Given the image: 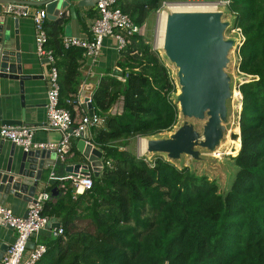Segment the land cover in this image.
<instances>
[{"label":"trees","instance_id":"obj_1","mask_svg":"<svg viewBox=\"0 0 264 264\" xmlns=\"http://www.w3.org/2000/svg\"><path fill=\"white\" fill-rule=\"evenodd\" d=\"M167 1L120 0L118 7L141 28ZM228 9L244 37L238 69L252 77L239 87L241 147L232 158L239 172L231 191L225 196L215 180L123 150L129 139L170 131L178 118L168 69L152 45L134 34L119 52L124 82L109 71L91 97L94 113L105 117L92 131L103 170L75 198L69 181L65 189L48 182L46 191L57 188L58 195L42 215L57 220L63 233L40 238L47 250L36 264H264V0H229ZM50 36L47 48L53 43L50 50L59 57V106L73 119L82 51L64 50L57 35ZM118 100L122 111L112 115ZM77 141H71L72 150Z\"/></svg>","mask_w":264,"mask_h":264},{"label":"water","instance_id":"obj_2","mask_svg":"<svg viewBox=\"0 0 264 264\" xmlns=\"http://www.w3.org/2000/svg\"><path fill=\"white\" fill-rule=\"evenodd\" d=\"M89 2L45 0L41 5L45 6L47 18L53 19L67 10L73 15L76 4L81 7L91 5ZM6 4L10 3L0 0V79L18 80L22 90L23 81L29 77L22 75L19 54H14L17 45L12 51L6 44L9 37L6 29L8 16L2 14V7ZM171 4L159 10L164 20L155 49L166 68L172 71L176 92L172 93L170 100L177 108L178 118L170 131L139 137L138 144L139 140L142 142V155L139 157L145 162V158L149 162L163 159L180 170L188 168L192 173L199 166L202 169L200 175L209 179L212 177L210 180H215L226 196L239 172L235 161L226 154L235 136L240 141L242 95L239 87L252 78L238 69V51L244 37L231 32L236 28L237 17L228 6L214 3L210 7L212 11L186 12L175 11ZM113 75L121 76V71L114 69ZM90 91H94V86ZM88 99L86 97L84 101L91 116L92 106ZM4 114L0 101V126L23 125L25 108L21 110L20 120L5 119ZM236 127L238 132L234 131ZM87 139V132L84 131L75 143L86 164L68 165L65 171L75 175L79 168H89L97 178L103 170V151ZM53 165H57L54 153L39 150L23 152L18 171H11L9 164L0 171V203L5 202L7 195H24L28 208L31 207L43 171ZM57 195V188H53L51 196ZM26 216L27 213L23 217ZM59 227L58 222L51 226L54 230ZM34 246L31 241L27 243L28 249ZM7 249L6 246L4 252ZM2 258L0 251V261Z\"/></svg>","mask_w":264,"mask_h":264},{"label":"built area","instance_id":"obj_3","mask_svg":"<svg viewBox=\"0 0 264 264\" xmlns=\"http://www.w3.org/2000/svg\"><path fill=\"white\" fill-rule=\"evenodd\" d=\"M14 1L15 3L6 4L2 7L3 13L16 19L29 17L32 20L35 31L36 55L40 59H45L49 65L45 75L48 82L45 105L46 121L41 125L0 126V139L19 147L25 153L37 150L54 153L56 162L63 163L70 150L71 141L80 139L81 134L86 131L87 140L92 143V131L104 125L105 117L94 113L92 110L91 116L88 113L84 114L77 127H72L73 119L70 111L59 106V71L56 67L54 53L47 48V34L44 27L47 13L44 9L32 12L29 4L34 0ZM119 2L120 0H95L96 18L90 27L88 37H64L62 39L63 49H80L83 59L93 62L101 55L104 40L112 38L116 42L117 51H122L127 45L129 37L134 34L141 35V28L137 27L131 18L119 9ZM163 4L166 6L165 3ZM216 4L228 6L229 0H221ZM232 32L241 34L237 27ZM118 80L124 82L121 76L118 77ZM88 102L91 103V97H89ZM121 111L122 109L114 113L115 111L112 109L110 114L118 115ZM38 131H57L61 134V139L57 143L34 142V135ZM51 167L46 186H48L49 181H57L59 183L58 189H65L64 181H69L74 189V198L91 189L93 175L89 168L86 170L79 168L75 175L68 174L67 177L58 178L54 174L55 165ZM51 198V192H36L32 205L28 208L26 218L14 215L4 203H0V225L10 227L16 232L15 240L8 248L0 264H36L43 257L47 250L44 244L36 243L34 248L28 250L27 243L51 225L50 219L42 215L45 203ZM62 233L60 226L57 230L52 229L51 235L58 237Z\"/></svg>","mask_w":264,"mask_h":264},{"label":"crops","instance_id":"obj_4","mask_svg":"<svg viewBox=\"0 0 264 264\" xmlns=\"http://www.w3.org/2000/svg\"><path fill=\"white\" fill-rule=\"evenodd\" d=\"M7 1L10 4L14 3V0ZM43 1L45 0L32 1L29 4L30 10L32 12L39 9H44L46 11L45 6L41 5ZM89 1L91 5L79 7L76 4L73 15L67 10L65 14L53 19L46 18L45 28L47 35L49 36V34H52V36H50L51 39H55L57 35V39L61 42L60 45L64 37L74 36L87 38L90 27L96 18L95 0ZM2 14L6 15L5 13ZM7 16L6 29L9 37L6 44L9 46L8 49H12V51H14L15 44L17 45V51H14V54L15 52L19 54L22 75L28 76L29 78L23 81L22 90L18 80L7 78L0 79V101L1 107L5 111L3 118L20 120L21 110L25 108L23 125H41L46 121L45 105L48 82L45 75L47 74L49 65L45 59H40L36 55L35 31L32 20L29 17L16 19L11 15ZM53 47V43L50 44L49 48L53 49ZM119 57L120 53L117 51L116 42L112 38L104 40L101 55L93 62L84 60L83 57H81L79 60L80 85L78 87L75 104L72 107V127H76L81 117L89 112L84 100L86 97H92L94 91L91 92L90 89L94 86L95 90L99 79L102 76H106L109 71L113 73L114 69H119L117 67ZM56 61H59V57H56ZM116 77L118 79L119 76ZM114 106L111 110L114 109ZM60 139L61 134L57 131H38L33 138L34 142L39 143H57ZM22 154V149L13 147L11 143L0 139V171L5 170L8 164L11 171H18ZM76 164H86V162L77 152L76 148L74 147V150H72L70 146L66 160L57 167L59 178L67 177L68 173L65 171L66 166ZM51 168L52 167H49L47 170L43 171V178L38 183L36 192H43L48 188L46 185ZM23 198L24 195L19 197L7 195L4 205L7 206L14 215L23 217L28 211V203ZM55 223H57V220H50L51 225L40 232L35 238H32L31 242L34 244L40 243V238L42 236H49L52 232L51 226ZM15 237L16 232L12 228L0 225V251L3 257L7 252H4L5 247L7 246L9 248L10 245L13 244Z\"/></svg>","mask_w":264,"mask_h":264},{"label":"rangeland","instance_id":"obj_5","mask_svg":"<svg viewBox=\"0 0 264 264\" xmlns=\"http://www.w3.org/2000/svg\"><path fill=\"white\" fill-rule=\"evenodd\" d=\"M221 0H169L167 2H164L165 5H168L170 3L172 4H182V3H186V4H201V3H217ZM179 2V3H178ZM200 2V3H199ZM164 6V4L162 5ZM162 8V7H161ZM158 15H159V11L157 12H153L150 14V17L146 20L145 24L141 27V36L144 37V39L150 44L152 45V48L154 51L157 52V50L155 49V46L156 45L154 42H156V31H157V23H158ZM232 32V31H231ZM158 53V52H157ZM159 54V53H158ZM160 56V54H159ZM161 58V57H160ZM162 60V59H161ZM164 63V61H163ZM165 65V64H164ZM167 65V64H166ZM168 68V67H167ZM168 71L170 73V76H171V79H172V71L168 68ZM173 83H174V79H172ZM176 87V85H174ZM175 92H176V89H175ZM122 108V101L121 100H118L117 103L115 104L114 106V113L118 112L120 109ZM138 138L139 137H135V138H132V139H129L127 141V145L125 148H123V150H126L132 154H134L135 156L139 157L138 155ZM234 140L236 141V139L234 138ZM235 150V147H233V145L231 144V147L229 148L228 152L226 153L227 156L232 159L235 157V153L237 151H234ZM140 158V157H139ZM145 160L149 163V160L145 158ZM202 169L197 166L195 167V170L194 172L198 175H200L202 173L201 171ZM212 177H210L211 179ZM221 190L223 191V189L221 188ZM224 192V191H223Z\"/></svg>","mask_w":264,"mask_h":264},{"label":"bare ground","instance_id":"obj_6","mask_svg":"<svg viewBox=\"0 0 264 264\" xmlns=\"http://www.w3.org/2000/svg\"><path fill=\"white\" fill-rule=\"evenodd\" d=\"M179 3V2H178ZM200 3V2H199ZM216 3V2H215ZM215 4H211L210 3H201V4H171L170 6L175 9V11H186V12H192V11H212L210 7H213ZM164 20V16H158V23H157V31L155 32L156 34V42H154L156 45H157V42H158V34H159V31L161 32V28H162V22ZM155 46V45H154ZM235 132H238V128L236 127ZM233 147L236 148V145L239 143L240 145V141L239 140H234V141H231ZM138 155H142L141 154V150H142V142H140L139 140V144H138Z\"/></svg>","mask_w":264,"mask_h":264}]
</instances>
